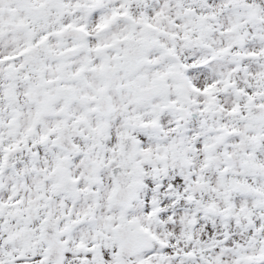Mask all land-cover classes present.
Listing matches in <instances>:
<instances>
[{"label":"snow or ice","instance_id":"6c2138e0","mask_svg":"<svg viewBox=\"0 0 264 264\" xmlns=\"http://www.w3.org/2000/svg\"><path fill=\"white\" fill-rule=\"evenodd\" d=\"M0 264H264V0H0Z\"/></svg>","mask_w":264,"mask_h":264}]
</instances>
